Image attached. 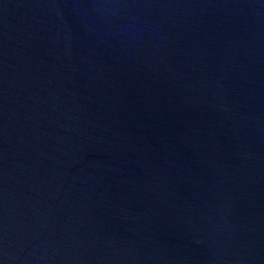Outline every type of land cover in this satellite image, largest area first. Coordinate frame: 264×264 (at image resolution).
<instances>
[{
  "label": "water",
  "instance_id": "water-1",
  "mask_svg": "<svg viewBox=\"0 0 264 264\" xmlns=\"http://www.w3.org/2000/svg\"><path fill=\"white\" fill-rule=\"evenodd\" d=\"M0 264H264V0H0Z\"/></svg>",
  "mask_w": 264,
  "mask_h": 264
}]
</instances>
